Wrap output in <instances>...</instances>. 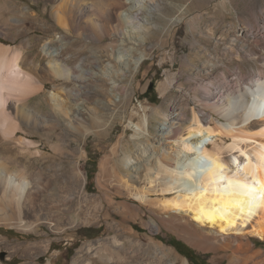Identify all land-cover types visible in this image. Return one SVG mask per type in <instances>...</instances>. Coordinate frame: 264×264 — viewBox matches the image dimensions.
I'll use <instances>...</instances> for the list:
<instances>
[{
	"label": "bare ground",
	"instance_id": "1",
	"mask_svg": "<svg viewBox=\"0 0 264 264\" xmlns=\"http://www.w3.org/2000/svg\"><path fill=\"white\" fill-rule=\"evenodd\" d=\"M104 1L99 3L100 7L94 5L93 15L100 18L102 13L108 16L111 11L119 12L118 35L124 38L125 33H131V39L141 41L142 36L137 35L147 29L137 26L138 21L143 20L138 11L146 7L143 10L150 17L152 9H161L162 0ZM0 2L2 8L13 15L0 25V37L8 39L5 31L10 29L15 30L10 40L23 37L29 32L31 12L28 13L26 6L5 0ZM69 2L62 0V10L66 11ZM64 10H59L60 15L55 17L56 22L67 28L65 17L61 15ZM259 30L264 38V13L259 18ZM239 33L248 35L243 30ZM48 45L42 47L50 49ZM31 48V38L14 46L0 41V226L30 233L46 224L52 231L61 233L66 227L75 225L74 222L61 223V220L76 200L81 199L79 203L83 206L97 202V208L108 210L106 207L114 204L113 198L106 194L101 195L100 200L88 197L79 180L81 178L85 184V178L78 171L73 173L77 183L70 187L71 180L63 181L62 176L56 175L58 172L54 173L53 183L41 169L32 171L33 163L23 164L19 158H45L33 136H44L58 156L64 152L69 144L58 131L71 126L75 130L76 125L85 127L89 123L85 101L96 91L93 82L103 77L97 73L100 66L94 58L87 68L81 66L79 70L77 66L66 68L67 65L57 67L59 64H55L51 72H46L44 66L38 67L36 57L27 53ZM108 50L115 51L112 43ZM47 53L50 61L56 62L62 50H48ZM116 53L119 55L121 51ZM260 55L261 67L256 72L245 77L237 68L231 79L221 76L220 89L213 90L210 96H201L204 103L200 104L209 110L207 114L191 108L186 122L184 108L187 104H183L182 111L172 115L176 122L168 123L171 128L159 130L165 134L159 143L169 145L167 151L160 152L154 147L152 153L166 176L162 184L158 177L146 173L147 162L143 161V167H135L136 163L127 157L119 164L120 168L116 165L118 169L106 158L97 175L99 187L102 182H111V175L116 188L125 195L135 194L142 203L152 196L151 191L153 195L162 196L159 205L166 216L161 213V220L187 228L189 232L184 237L187 243L195 249L226 258L227 264H264V247H257L256 241L264 242V41ZM82 64L85 65L84 61ZM211 70L206 68L204 74ZM60 79L64 83L55 84ZM48 82L53 88L50 97L42 96V100L53 104L44 114L40 104L33 105L31 99L40 95ZM60 98L66 101L65 105ZM154 113L164 121L172 118L168 119L167 113L161 110ZM92 120V126L99 125L96 116ZM149 125L145 118L141 125H136V135H144V130L148 132ZM146 147L148 145L137 146L139 158L141 153L147 152ZM144 172L147 187L137 189L135 181ZM117 237L89 243L80 249L72 264H92L93 259L101 264H177L178 258L169 250L160 249L149 254L137 241Z\"/></svg>",
	"mask_w": 264,
	"mask_h": 264
},
{
	"label": "rangeland",
	"instance_id": "2",
	"mask_svg": "<svg viewBox=\"0 0 264 264\" xmlns=\"http://www.w3.org/2000/svg\"><path fill=\"white\" fill-rule=\"evenodd\" d=\"M5 1L26 6L33 17L28 22V33L10 40L15 30H7L8 39L0 37L2 43L14 46L31 38L33 48L27 53L36 57L38 67L44 66L46 72L56 67L55 64H59L57 67L67 65L66 68L77 66L80 70L81 66L89 67L95 59L100 66V73H97L103 77L93 82L96 91L85 101L90 114L88 125H76L75 130L72 126L60 128L58 131L69 144L64 152L58 156L44 136H33L45 158L20 157L19 160L26 165L33 163L32 171L41 169L53 183L56 175L62 176L63 181L70 179V187L76 185L73 173L78 171L85 178V184L81 178L79 180L88 197L100 200V196L106 194L113 198L114 204L104 210L97 208V202L83 206L79 203L81 199L76 200L61 220V223L74 222L75 225L66 227L61 233L52 231L46 224L30 233L0 226V264H72L80 249L112 236L137 241L140 248L148 250L149 254L160 249L169 250L178 258L177 264L184 261L191 264L168 244L170 238H174L196 255L206 258L207 264H227L226 258L195 249L187 243L184 240L189 232L187 228L161 220L164 211L159 199L162 196L153 195L155 193L151 191L152 196L142 203L135 194L125 195L116 188L115 178L111 175V182H102V187H99L97 175L106 158L118 169L127 157L136 163L135 167H143V161L147 162L146 173L158 177L159 184L164 182V171L152 155L154 147L160 152L169 148V145L159 143L165 135L159 130L171 128L168 123L176 122L172 115L179 114L183 104H187L184 108L186 122L191 116V108L207 114L209 110L200 104L204 103L201 96H210L213 90L220 89L222 75L231 79L239 68L247 77L250 72L260 69V48L264 38L259 30V18L264 13V0H162L161 9H152L150 17L143 10L146 7L138 11L143 20H139L137 26L147 29L137 35L142 36L141 41L131 39V33H125L124 38L118 35L119 12L111 11L109 17L98 11L100 18L93 15L94 5L100 7L99 3L104 0H70L66 11L63 9L66 15L61 14L67 28L56 22L55 17L63 12L62 0ZM2 7L0 2V25L13 16ZM242 30L248 35H241L239 31ZM111 43L115 49L113 53L108 50ZM45 44L50 49L42 47ZM57 49L62 50V55L58 60L56 58V62H51L47 52ZM118 50L121 51L119 55L116 53ZM81 61L85 65H81ZM206 68L212 69L209 74H204ZM62 82L60 79L55 84ZM52 88L51 82L46 83L44 91L31 99L33 105L40 104L44 114L53 102L43 101L42 96L49 98ZM151 89L154 93L146 98L145 92ZM60 99L65 105L66 101ZM157 110L167 113L171 120L161 119L154 113ZM95 116L100 122L98 126L91 125ZM214 117L218 119L217 115ZM145 118L150 122L148 132L144 130V135H136V125H141ZM142 144L148 148L139 158L137 146ZM135 186L137 189L147 187L145 172L135 181ZM256 241L257 247H264L263 241ZM92 262L101 264L96 259Z\"/></svg>",
	"mask_w": 264,
	"mask_h": 264
},
{
	"label": "trees",
	"instance_id": "3",
	"mask_svg": "<svg viewBox=\"0 0 264 264\" xmlns=\"http://www.w3.org/2000/svg\"><path fill=\"white\" fill-rule=\"evenodd\" d=\"M154 92L151 90H147L145 92V96L146 98L149 95H152ZM156 99V97H155ZM150 102L155 103V100H151ZM168 244L173 247L181 256H183L184 258H186L191 264H207V259L206 258H202L199 255H196L191 249H189L187 246H185L182 242L174 239V238H170Z\"/></svg>",
	"mask_w": 264,
	"mask_h": 264
}]
</instances>
